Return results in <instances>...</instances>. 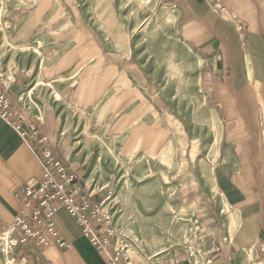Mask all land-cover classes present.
Returning a JSON list of instances; mask_svg holds the SVG:
<instances>
[{
    "label": "crops",
    "instance_id": "obj_1",
    "mask_svg": "<svg viewBox=\"0 0 264 264\" xmlns=\"http://www.w3.org/2000/svg\"><path fill=\"white\" fill-rule=\"evenodd\" d=\"M4 1L0 62L5 69L13 63L11 104L19 107L22 98L25 120H39L82 192L98 202L114 185L109 166L98 162L102 151L82 138L86 123L108 126L121 157L129 150L169 152L176 183L201 191L183 205L200 222L198 246L212 264H252L264 256L258 248L264 243V0H154L155 12L170 22L163 29L176 48L169 60L166 53L151 58L146 42L136 51L140 41L131 32L149 19L150 6ZM204 114L217 126L208 157L200 145ZM40 175L33 154L0 120V230L17 213L21 186ZM52 222L70 248L29 242V264H110L64 210ZM166 261L190 264L184 247Z\"/></svg>",
    "mask_w": 264,
    "mask_h": 264
},
{
    "label": "rangeland",
    "instance_id": "obj_2",
    "mask_svg": "<svg viewBox=\"0 0 264 264\" xmlns=\"http://www.w3.org/2000/svg\"><path fill=\"white\" fill-rule=\"evenodd\" d=\"M119 1L120 5H123V2L126 4L127 0ZM153 1L129 0L131 5L136 7L150 6L151 11L149 19L144 24H136L131 33L136 42L140 41V47H137L136 51L142 49V45L146 42V45L150 44L151 58L166 53L169 60V56L175 54L176 48L171 41L173 37L171 34H165L163 37V29L168 27L170 22L167 17H162L155 12ZM1 7L0 3V53L4 51L7 44L6 32L1 23L3 14ZM160 38L161 41H159ZM2 70L12 75L13 63L8 64V69ZM26 109L24 105L22 120L20 119L22 126L36 121L35 118L34 121L25 120ZM0 120L18 136L8 121L1 118ZM199 124L200 135H202L200 145L204 150L203 154L208 157L217 144L216 122L212 116L204 114ZM83 131L84 145L93 147V150L97 148L102 151L98 153L105 158H99L98 162L108 165V170L113 177L114 185L102 198L105 199L104 208L107 215L111 218V242L123 249L125 262L130 264H167L168 254L185 248L192 235L194 219L186 215L183 202L185 198L187 203L192 202L195 200L194 195L200 196L201 191L191 192V187L186 190L183 187L184 184L176 183L175 175L169 174L175 168V162L170 158L169 152L160 156L158 152L144 153L141 150H129L127 157H121L122 153L117 148V139L113 138L115 135L108 134V131H111L108 126L90 128V124L86 123ZM133 135V133L120 135V139H127ZM18 138L20 139L19 136ZM49 147L56 154V151ZM214 161H217V158L208 161L200 159L198 166L201 168L204 162ZM178 165L180 167V164ZM4 232L5 230H0V264H8L10 256H7L6 250L12 243L7 236H3ZM259 251L264 255V250L259 249ZM15 255L17 254L13 256Z\"/></svg>",
    "mask_w": 264,
    "mask_h": 264
},
{
    "label": "built area",
    "instance_id": "obj_3",
    "mask_svg": "<svg viewBox=\"0 0 264 264\" xmlns=\"http://www.w3.org/2000/svg\"><path fill=\"white\" fill-rule=\"evenodd\" d=\"M0 3L2 12H5V1L0 0ZM2 69L0 62V118L10 123L41 167L38 179L21 186L17 213L4 232L8 233L12 242L6 250L7 256H10L8 264H29L26 250L29 242L42 248H70L59 238L52 222V217L58 210H64L74 219L82 236L95 250L104 254L110 264H130L125 262L123 249L111 242V218L104 208L105 199L95 202L92 200L94 194L82 192L74 171L57 159L47 145V138L37 127L38 119L22 126V99L18 98L19 107L11 104L8 90L14 79ZM201 231L199 221L194 219L192 235L185 245L190 264H212L211 259L205 257L198 246ZM258 247L264 250L263 243ZM15 253L17 255L13 256ZM252 264H264V257Z\"/></svg>",
    "mask_w": 264,
    "mask_h": 264
},
{
    "label": "bare ground",
    "instance_id": "obj_4",
    "mask_svg": "<svg viewBox=\"0 0 264 264\" xmlns=\"http://www.w3.org/2000/svg\"><path fill=\"white\" fill-rule=\"evenodd\" d=\"M3 236H5V237L7 236V238H8V233H4Z\"/></svg>",
    "mask_w": 264,
    "mask_h": 264
}]
</instances>
